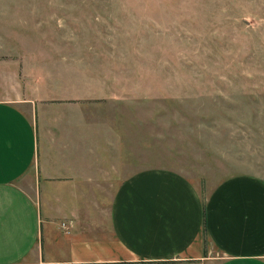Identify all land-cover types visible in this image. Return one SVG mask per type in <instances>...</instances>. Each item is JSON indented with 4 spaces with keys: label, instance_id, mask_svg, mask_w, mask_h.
Wrapping results in <instances>:
<instances>
[{
    "label": "rangeland",
    "instance_id": "rangeland-1",
    "mask_svg": "<svg viewBox=\"0 0 264 264\" xmlns=\"http://www.w3.org/2000/svg\"><path fill=\"white\" fill-rule=\"evenodd\" d=\"M2 70L46 108L79 101L124 174L264 182V0H0Z\"/></svg>",
    "mask_w": 264,
    "mask_h": 264
},
{
    "label": "crops",
    "instance_id": "crops-1",
    "mask_svg": "<svg viewBox=\"0 0 264 264\" xmlns=\"http://www.w3.org/2000/svg\"><path fill=\"white\" fill-rule=\"evenodd\" d=\"M4 72L0 264H264L261 179L225 178L203 196L170 169L124 174L79 101L46 108Z\"/></svg>",
    "mask_w": 264,
    "mask_h": 264
},
{
    "label": "built area",
    "instance_id": "built-area-1",
    "mask_svg": "<svg viewBox=\"0 0 264 264\" xmlns=\"http://www.w3.org/2000/svg\"><path fill=\"white\" fill-rule=\"evenodd\" d=\"M62 226H63L64 228H67V227H66V222H65V223H63V224H62Z\"/></svg>",
    "mask_w": 264,
    "mask_h": 264
}]
</instances>
